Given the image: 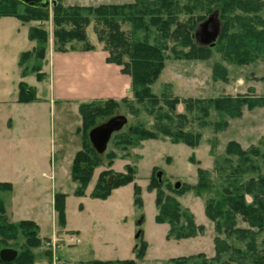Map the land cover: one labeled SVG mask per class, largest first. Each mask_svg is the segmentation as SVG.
Here are the masks:
<instances>
[{"label":"rangeland","instance_id":"obj_1","mask_svg":"<svg viewBox=\"0 0 264 264\" xmlns=\"http://www.w3.org/2000/svg\"><path fill=\"white\" fill-rule=\"evenodd\" d=\"M136 1L62 0V3L64 6H98L133 4ZM177 1L181 8L178 21L188 27L197 21V28L200 22L213 13L211 10L215 6L207 4L206 0ZM18 9L24 11V6L20 5ZM141 9L140 3L138 10ZM49 12L44 22L35 20L23 23L16 17L0 19V176L6 175L15 179V174L20 171L16 170L14 162H18L23 168L28 160L40 159L43 156L45 145L48 148L49 146L53 149L58 148L59 142L65 138V128L69 130L68 135H71L69 137L73 138L70 132L72 114L66 113L68 111H65L64 107L57 105L55 111L53 110L49 117L44 118L41 112H35L27 104L17 102L19 81L24 80L31 84L35 82V77L22 78L21 68L27 67L28 71L33 72V65L42 66L43 64L41 60L31 58L22 67L18 65L21 53L31 50L35 44L28 39L29 27L43 26L47 29L49 34L47 49L50 51L54 49L53 6ZM235 13L242 14L240 11ZM230 15L225 14L223 18L228 19ZM261 15L264 16V10ZM89 17L91 24L86 31L90 42L96 48L104 49V43L98 40L95 29L96 26L99 29L103 28L102 23L97 21L95 15ZM202 17L204 19L200 20ZM149 18L150 15L146 14V27L143 28H136L132 22L126 18L123 19L122 16L116 18L130 40H146L150 44L159 45L163 47L165 56L164 68L158 79L151 85V90L159 98V102L156 105L139 104L133 91L130 90L127 102H121L117 112V115H124L128 120L121 131L126 130L128 126L138 124L151 130H155L159 124H164L176 130L178 128L176 124L180 120L177 115L183 114L186 118L182 120L180 126L189 132L200 133L202 135L200 144L197 147H191L184 142L174 143L170 137L159 132L156 139H147L138 147L123 149L116 144L114 137L116 133H114L105 152H116L117 158L112 166L114 170L124 171L127 165L133 166L136 169L135 181L119 188L113 196L99 199L93 197L91 193L98 174L104 167L95 170L82 196L75 194L74 189L77 183L71 179L70 170L68 177L62 174L61 169L58 170L61 172V175L59 173L57 175L58 183L62 190H65L64 192H69L65 197V225L67 223L70 226H81L86 229L87 239L83 241V245L87 244L90 254L87 253L81 258L84 261L100 255L102 259L110 256L126 260L132 257L136 264H201L203 260H207L210 264H223V260L229 264H252L253 256L264 255V229L252 227L241 214L236 213L233 226L250 230L251 233H246L242 237L239 233L230 235L225 229L231 220L224 217L212 220L206 215L205 208L211 200L216 201L227 196L226 190L234 193L236 189H239L240 192H244L251 180L255 183L260 179L264 181V105L255 106L252 109L243 106L242 114L237 116L212 106L209 108L208 115L204 116L198 109L187 110L182 100L185 98L209 100L226 96L232 98L246 96L256 99L264 96V54H259L250 63L239 64L226 59L219 49L220 46L215 44L211 47L209 58L177 57L176 53L181 54L189 49L169 37L177 25L172 24L163 31L159 26L150 25ZM165 34L169 36L163 37ZM72 44L77 49L85 45L84 42L74 41L66 46L70 47ZM174 98L181 101L176 104L175 110L171 111L172 109L165 101ZM159 112L170 114L172 119L164 116L160 118ZM77 114L79 115L78 111ZM10 117L15 118L13 133L7 130ZM230 141L238 142L244 150L248 151L249 161L226 152ZM252 150H257L258 153L254 154ZM71 153L73 155L75 151L72 150ZM58 159L57 156V169L60 164ZM155 167L164 172L161 177L162 182L159 181L162 183L161 187L165 195L176 198L181 203L182 210L193 217L195 224L203 226V229L196 231L195 235L181 239L174 236L168 237L170 225L168 224L167 232L168 228L156 222L157 191L156 189L148 190ZM198 167L206 170L209 187L206 190L202 189L199 193L194 187L185 190L188 185L198 184ZM39 169L40 177L43 180L46 179L41 174L43 170ZM177 182H180V187L175 190ZM134 183L142 190L141 206L135 204ZM255 191L260 198L264 197V191L263 193H259L258 189ZM254 192L244 193L247 204H254ZM0 198L7 203L13 200L14 208L17 204L18 210L30 206L31 200L42 201L37 191L26 192L21 184H16L15 194L1 190ZM141 217H144V221L138 224ZM184 223L185 219L182 218V224ZM139 229L143 232L136 239L135 235ZM94 236L104 242L96 240ZM91 237L95 240L91 244L87 243L92 240ZM216 237L229 244V248L221 254V261L215 259ZM3 240L5 242L0 243V249L10 247L19 253L25 248V236L21 230L15 237ZM249 241L252 243L253 250L248 247ZM137 243V250L146 245L145 255L142 258L137 256L135 248ZM54 248V241L45 240L41 246L32 251L36 257V255H45L49 249L54 251ZM54 254V259L56 262L59 260V264H87L71 262L67 259V255L64 258L58 251ZM185 257H188V260L176 261ZM123 260H112V264H122L120 261Z\"/></svg>","mask_w":264,"mask_h":264},{"label":"trees","instance_id":"obj_2","mask_svg":"<svg viewBox=\"0 0 264 264\" xmlns=\"http://www.w3.org/2000/svg\"><path fill=\"white\" fill-rule=\"evenodd\" d=\"M57 4L53 6V46L57 52H65L68 50H94L96 47L90 42L87 34V27L90 26V15H95L97 21L103 28L95 27L98 40L104 43V49L108 52L107 61L116 63L122 67V71L129 74L132 79L131 90L134 93L136 101L140 104L147 103L148 105H156L159 98L152 92L151 85L158 79L162 69L164 68L165 56L163 47L150 44L146 40L132 41L126 33L121 29V24L116 19L118 16L123 17L133 23L136 28L146 27L145 15L149 14V24L159 26L160 29L166 30L172 24L177 27L173 33L163 35L177 40L181 46L189 47L183 53H176L177 57L187 59H206L211 55L212 46H200L196 43L194 33L196 30V22L186 26L178 21V14L181 10L177 0H137L135 3L124 4H101L98 6H64L62 0H56ZM207 4H214L211 11L219 10L220 20L223 22L221 34L216 43L220 46V51L223 56L233 62L239 64L250 63L259 54H264V16L261 12L264 10V0H206ZM142 6L138 10V6ZM24 6V11H20L19 6ZM152 7V8H151ZM236 11L242 14L235 13ZM48 10L33 8L20 3L17 0H0V18L16 17L24 23L31 21H45L49 15ZM89 14V15H88ZM231 14L230 18H223V15ZM204 19L203 17L200 18ZM70 26V28H67ZM234 29V30H232ZM28 39L34 41L35 44L31 50L24 51L20 57V65L25 64L31 58H36L41 61L45 58L47 52V44L49 42V34L43 26H30L28 30ZM84 42V47L77 49L76 46L67 47V44L72 42ZM41 63V62H40ZM41 65H33V71H39ZM27 67H24L26 73ZM216 71V70H215ZM217 74V72H215ZM36 98L35 91L25 82H20L17 96L18 102H30ZM125 97L120 101L108 99L105 101H93L83 103L80 106L82 115V126L79 132L82 134V148L76 153L72 168L71 178L77 183L75 194L82 196L85 194L86 188L89 185L94 172L100 167L104 169L98 174L97 181L91 195L95 198L106 199L115 189L125 186L135 181L136 169L127 165L124 171H116L112 168L114 160L117 158L115 151L105 152L103 155L97 153L88 138L89 130L98 123L106 121L115 116L118 112L121 102H127ZM181 100L174 98L166 100L165 103L171 111L175 110L176 104ZM186 104L189 111L198 109L207 116L209 108L214 107L229 113L232 116L242 114L243 106L249 109L255 106L264 105V96L256 99L250 97L230 96L219 97L215 99H194L185 98L182 100ZM153 111V109H151ZM152 113V112H151ZM162 116L172 119L168 113L159 112ZM178 123L176 130L170 126L159 124L155 130L147 129L141 125L128 126L126 130L116 132L115 140L118 146L123 149L138 147L147 139H156L159 132L171 138L172 142H184L191 147H197L200 144L202 135L200 133L189 132L182 128L180 124L185 120V115H177ZM228 154H236L244 161H249V153L244 150L236 141H230L226 147ZM252 153H258L257 150H252ZM195 161L194 159H192ZM157 167L153 170L151 182L148 184V190L156 189V206L158 213L155 220L158 223H168L170 230L168 237L174 236L177 239L186 238L195 235L198 230L203 229V226H197L191 215L186 214L181 208V203L170 195H165L161 185L162 181L155 176L159 171ZM199 181L195 186L188 185V188L194 187L198 193L206 190L209 183L206 180L207 173L202 167H198ZM256 184L257 187H256ZM262 185V186H260ZM12 185L6 182H0V190H11ZM259 193L264 191V181L260 179L258 182L251 180L245 187L244 192L236 189V192L226 190L227 196L219 200H211L206 204V215L212 220H217L221 217L231 220L226 231L239 233L242 237L250 230L235 228V214H241L252 227L264 229V197H259L255 190ZM175 190L177 188L175 187ZM255 191V192H254ZM141 187L134 183V200L135 204L141 206ZM245 192H254V204H247L245 201ZM65 193H57L55 196V208L58 212L59 223L65 226ZM182 218L185 223L182 224ZM21 230L25 236L24 249L18 253L17 258L12 262H4L0 258L1 264H33L35 255L32 249L41 246L42 240L39 237V227L31 220H22L18 223L8 222L5 217L4 201L0 198V243L5 242L3 239L13 238L17 232ZM251 233V232H250ZM245 237V236H244ZM251 241L248 242V247L253 250ZM216 260L221 259V254L229 248V244L219 237L215 239ZM146 245L140 250H137V256L142 258L145 255ZM1 250V249H0ZM188 257L180 258L176 261H186ZM190 258V257H189ZM221 261V260H220ZM223 264H229L223 260ZM111 260H93L91 264H112ZM122 264H136L134 259H126L120 261ZM201 264H210L207 260H203ZM252 264H264V255L256 254L253 256Z\"/></svg>","mask_w":264,"mask_h":264},{"label":"crops","instance_id":"obj_3","mask_svg":"<svg viewBox=\"0 0 264 264\" xmlns=\"http://www.w3.org/2000/svg\"><path fill=\"white\" fill-rule=\"evenodd\" d=\"M107 57L108 52L99 47L94 50H68L65 52H57L54 49L50 51L47 49L40 70L33 72L27 71L26 73H24V68L20 65V58L18 61V65L22 67V78L35 77L33 84L24 80L19 81L18 91L20 82H25L29 87L34 89L36 98L30 102H17L27 104L35 112H41L44 118L49 117L52 111H55L57 105L64 107L65 111H68L66 113L72 114L70 116V132L73 138H70V134L69 137V130L65 128V138L59 142L58 148L55 147L53 149L52 146L48 148L45 145L43 156L40 159L28 160L23 168H21V164L14 162L16 170L20 171V173L15 174V179H12L10 176L7 177L6 175L0 176V182H6L12 185L11 190L2 191L15 194L16 184H21L26 192L35 190L40 198H42V201L31 200L29 202L30 206L19 210L17 204L14 208L13 200L7 203L2 199L5 205V217L8 222L12 223H18L22 220L34 221L39 227L38 234L42 242L45 240H56L54 253L58 251L62 257H66L67 255V259L71 262H86L90 264L93 260L112 261L125 259L111 258L110 256L102 259L98 255V257H94L91 260H82L81 258L87 255V253L90 254V248L87 244L83 245V241L87 239L86 229L81 226H70L67 223L65 226L60 225L58 212L55 208L56 194L67 193L66 195L68 196L69 193L64 192L65 190H62L61 185L58 183L57 175L58 173L61 175V172H58V170L60 171L61 169L62 174L64 176L67 175V177L69 175L68 171L70 170L71 176L74 157L82 148L83 138L81 132H79V128L82 126L81 104L93 101H105L108 99L120 101L128 97L130 93L131 76L124 73L120 65L108 62ZM14 127L15 118L10 117L7 127L9 133H13ZM70 150L75 151V153L72 155ZM57 156L59 157L58 160L60 163L59 169L56 166ZM70 164L71 168H69ZM39 168L43 170L41 174L46 179L43 180L40 177ZM76 188L77 186L74 190ZM119 188L115 189L110 196H113L114 192L119 190ZM159 224L162 227L168 228V232V223ZM94 237H91L92 240L87 243H93L92 241L95 240L93 239ZM96 240L104 242L98 238ZM59 262V260L56 262L55 259L50 261L46 255H36L33 264H59Z\"/></svg>","mask_w":264,"mask_h":264},{"label":"water","instance_id":"obj_4","mask_svg":"<svg viewBox=\"0 0 264 264\" xmlns=\"http://www.w3.org/2000/svg\"><path fill=\"white\" fill-rule=\"evenodd\" d=\"M20 3L30 6L33 8H39L43 10H48L52 6L57 4L56 0H17ZM222 23L220 21L219 10H215L212 14L208 16L205 20L200 22L195 30L194 37L196 43L200 46H214L217 39L221 34ZM128 120L124 115H115L106 121L98 123L96 126L92 127L88 132V138L97 153L103 155L107 149L108 143L114 133L119 132L126 126ZM163 171L159 170L156 175L161 181ZM176 188L180 187V182L175 184ZM144 217L138 221V224H142ZM143 230L139 229L135 235L138 239ZM138 247V243L135 248ZM45 255L50 261L54 260V251L49 249L45 252ZM18 256V251L14 248L6 247L0 250V258L4 262H12Z\"/></svg>","mask_w":264,"mask_h":264},{"label":"built area","instance_id":"obj_5","mask_svg":"<svg viewBox=\"0 0 264 264\" xmlns=\"http://www.w3.org/2000/svg\"><path fill=\"white\" fill-rule=\"evenodd\" d=\"M56 240H54V244H55Z\"/></svg>","mask_w":264,"mask_h":264}]
</instances>
